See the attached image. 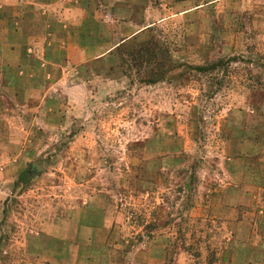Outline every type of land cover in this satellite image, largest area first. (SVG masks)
<instances>
[{
  "label": "rangeland",
  "instance_id": "374dc122",
  "mask_svg": "<svg viewBox=\"0 0 264 264\" xmlns=\"http://www.w3.org/2000/svg\"><path fill=\"white\" fill-rule=\"evenodd\" d=\"M22 3L0 2V264H264V0Z\"/></svg>",
  "mask_w": 264,
  "mask_h": 264
},
{
  "label": "crops",
  "instance_id": "0c3cea01",
  "mask_svg": "<svg viewBox=\"0 0 264 264\" xmlns=\"http://www.w3.org/2000/svg\"><path fill=\"white\" fill-rule=\"evenodd\" d=\"M61 1L62 0H21V1H19V0H0V2H2L3 4H6V6H9V5H13V4H15V3H18V2H23L22 4H24L23 6H25L26 7V4L27 3H32V4H35L36 6L37 5H40V6H42L43 7V10H44V12H46L47 10H48V14H51V15H48L49 17L50 16H53V11L55 12H57L58 14H60L59 16H62V14H65L66 13V11H62L61 10V8H59L60 6V3H61ZM26 2V3H25ZM9 4V5H8ZM75 7V6H74ZM53 10V11H52ZM76 12L77 11H73V12H68L67 13V17H72V19H73V17H74V19L77 17V14H76ZM55 14V13H54ZM11 29V28H10ZM14 31H12V30H10V31H8V34H17V32H16V30L15 29H13ZM49 34V33H48ZM15 38V37H14ZM14 43V42H13ZM50 43L49 42H44V43H42V51L45 49V50H47V47L46 46H48ZM14 47V44H10V50L11 51H15L17 48H18V45H15V47ZM44 59V61H49V60H47L45 57L43 58ZM13 174H11L10 176H12ZM42 236H46V235H44V234H42ZM46 237H48V236H46ZM56 238H58V239H55V241L56 242H58V243H60L61 241H63L61 238H59V237H56ZM93 239V238H92ZM61 244V243H60ZM55 248H53L52 250H49V253H52V255L55 257V256H57V257H63V256H67V253H65V252H63V250H62V244L60 245V247L59 248H57V246H54ZM76 247V253L74 254L77 258H78V256H79V245H77V246H75Z\"/></svg>",
  "mask_w": 264,
  "mask_h": 264
},
{
  "label": "trees",
  "instance_id": "16d2710c",
  "mask_svg": "<svg viewBox=\"0 0 264 264\" xmlns=\"http://www.w3.org/2000/svg\"><path fill=\"white\" fill-rule=\"evenodd\" d=\"M148 52H150V51H148ZM135 55H136L137 57L140 56L139 52H137ZM152 57H154L153 52L147 54V58H150V59H151Z\"/></svg>",
  "mask_w": 264,
  "mask_h": 264
}]
</instances>
